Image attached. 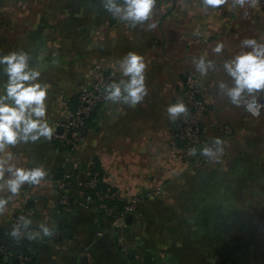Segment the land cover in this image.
I'll use <instances>...</instances> for the list:
<instances>
[{
  "label": "crops",
  "instance_id": "1",
  "mask_svg": "<svg viewBox=\"0 0 264 264\" xmlns=\"http://www.w3.org/2000/svg\"><path fill=\"white\" fill-rule=\"evenodd\" d=\"M232 4L206 11L201 0H157L150 20L132 28L108 14L102 0H0V52L31 54L40 81L49 85L46 118L53 129L92 86L95 66L119 79L117 61L130 50L147 65L144 101L135 107L103 103L70 154L43 137L10 146L18 165L48 173L39 185L25 184L0 214L3 234L23 210L34 213L32 228L44 222L53 229L44 240H30L35 264H264V112L255 118L231 105L217 92L223 73L202 77L192 64L199 55L219 63L239 51L243 38L264 36V0ZM217 42L224 44L220 54L212 52ZM190 73L201 81L208 107L205 142L225 141L224 152L206 163L176 138L189 112L175 122L166 113L168 104L184 101ZM6 79L0 73V82ZM95 170L105 188L125 197L160 189L131 219L121 218L125 249L101 211L58 212L59 181L68 174L86 180ZM65 192L72 201L83 196L76 187ZM5 257L0 264H19Z\"/></svg>",
  "mask_w": 264,
  "mask_h": 264
},
{
  "label": "clouds",
  "instance_id": "2",
  "mask_svg": "<svg viewBox=\"0 0 264 264\" xmlns=\"http://www.w3.org/2000/svg\"><path fill=\"white\" fill-rule=\"evenodd\" d=\"M226 0H201L206 11H212L223 5ZM157 0H102V7L114 19L135 28L149 21L154 14ZM244 0H233L232 6H243ZM155 28V23L148 24ZM224 44L217 42L213 53H222ZM32 57L23 49L7 53L0 52V73L7 79L0 82V214L9 202L21 192L25 184L39 185L47 176L41 166H21L15 161L16 154L10 146L20 143L36 142L41 137L51 139L53 127L47 117L46 98L49 85L40 81L41 70L30 63ZM117 64L120 78L109 81L104 87L105 102L123 103L130 107L142 103L148 95L146 85V62L143 55L128 51ZM195 73L207 77L209 72H222L217 81L218 95L226 97L231 105L243 107L250 113H258L261 107L260 95L264 93V36L245 37L240 41L239 51L217 62L205 55L193 56ZM189 112L183 99L166 106L167 117L175 122ZM225 141L213 137L211 144H205L200 150L203 157H212L223 153ZM191 155H197V146L189 149ZM19 223L11 225L8 235L13 243L22 238L44 240L53 234V229L44 222L32 228L31 217L20 216Z\"/></svg>",
  "mask_w": 264,
  "mask_h": 264
},
{
  "label": "built area",
  "instance_id": "3",
  "mask_svg": "<svg viewBox=\"0 0 264 264\" xmlns=\"http://www.w3.org/2000/svg\"><path fill=\"white\" fill-rule=\"evenodd\" d=\"M93 84L92 86L81 92L77 98V104L74 111L69 115L66 122L58 125L53 131L51 137L55 148L60 151L72 152L79 147L84 141L85 135L88 131L89 124L94 120L97 109L105 103L104 87L114 79L111 74L106 73L103 65L95 66L93 70ZM202 83L192 73L186 77L185 88L183 91V98L189 108L188 115L175 128L176 138L183 143L185 149L189 151L194 145L197 149L206 144L204 140L205 128L202 124V118L208 112V107L202 97L201 93ZM261 101V107L258 113H250L257 118L264 112V101ZM225 133H229L228 127L222 128ZM211 144V143H207ZM208 157L200 156V162L206 163ZM102 172L95 170L92 176L86 180H79L72 174L65 175L59 181V188L62 190V195L59 199V213H71L79 208H95L101 211L111 221V230L118 233V243L125 249L123 237L120 234L121 218H127L137 213L140 205L148 198L158 195L160 189L147 191L132 197H125L123 193L113 187H101ZM69 185L78 188L83 192V196L72 201L69 194L65 192ZM34 215L31 211L23 210L15 216L13 223H19L20 216L32 217ZM8 236L7 233L4 236ZM102 235V233H99ZM6 239H0V258L7 256L19 261V264H32L33 258L30 240L22 238L19 242L9 246ZM21 246L18 250L13 247ZM25 249V250H21ZM88 257L90 256L87 253Z\"/></svg>",
  "mask_w": 264,
  "mask_h": 264
},
{
  "label": "trees",
  "instance_id": "4",
  "mask_svg": "<svg viewBox=\"0 0 264 264\" xmlns=\"http://www.w3.org/2000/svg\"><path fill=\"white\" fill-rule=\"evenodd\" d=\"M95 68V67H94ZM94 70V69H93ZM54 146H56V145H54ZM69 154L71 153V152H68ZM69 186H71V187H74V186H72V185H69ZM101 187L102 188H104V185L103 184H101ZM3 232L4 231H0V239H2V241H4V239H6V244L7 245H9V246H13L14 245V243H13V239H12V237H10L9 235L8 236H4V234H3ZM28 246H30V248H31V251H32V245H31V243H29L28 244ZM22 248L21 246H16V247H13L14 248V250L16 249V250H18V248ZM21 250H25V249H21ZM25 252H26V250H25ZM30 256L33 258V262H32V264H35V262H34V257H33V253H31L30 254Z\"/></svg>",
  "mask_w": 264,
  "mask_h": 264
},
{
  "label": "water",
  "instance_id": "5",
  "mask_svg": "<svg viewBox=\"0 0 264 264\" xmlns=\"http://www.w3.org/2000/svg\"><path fill=\"white\" fill-rule=\"evenodd\" d=\"M202 146H200L198 149H197V153L200 154V150H201ZM128 219H131V216L128 218ZM36 254H34L35 256ZM36 258V257H34ZM5 260L8 261V257H5Z\"/></svg>",
  "mask_w": 264,
  "mask_h": 264
}]
</instances>
